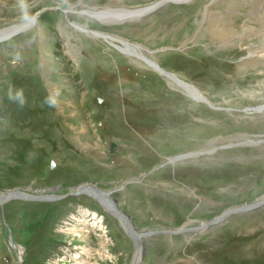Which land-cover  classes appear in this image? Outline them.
Returning <instances> with one entry per match:
<instances>
[{
  "label": "rangeland",
  "instance_id": "obj_1",
  "mask_svg": "<svg viewBox=\"0 0 264 264\" xmlns=\"http://www.w3.org/2000/svg\"><path fill=\"white\" fill-rule=\"evenodd\" d=\"M156 1L26 0L25 19L20 0H0V29L36 20L0 41V194L58 195L95 182L138 228L163 231L147 238L141 264H264V207L201 223L264 196V4L169 1L114 24L83 12ZM70 20L143 45L205 101ZM10 87L23 89V106ZM77 198L0 203V264H17L4 221L22 264H132L134 243L119 220L94 198Z\"/></svg>",
  "mask_w": 264,
  "mask_h": 264
},
{
  "label": "bare ground",
  "instance_id": "obj_2",
  "mask_svg": "<svg viewBox=\"0 0 264 264\" xmlns=\"http://www.w3.org/2000/svg\"><path fill=\"white\" fill-rule=\"evenodd\" d=\"M167 1L169 2V1H181V0H157L156 2H153L151 4H147V5L139 6V7H135V8H131V7H118V8H114V9L113 8L107 9L108 8L107 7L105 9H101V8H99V9H97V8L96 9H83V12H85L86 14H88L89 17H92V18H95V19L99 20L102 24L124 23V22L129 21V20L130 21H134V20L142 19L144 16H146L149 13L153 12L154 10L158 9L160 6H162ZM71 4H72V6H77L76 3H71ZM261 4H264V0H260L259 6ZM73 8H74L73 10L77 9L76 7H73ZM65 11H67V12L68 11H71L72 12L71 9L65 10ZM81 12H82V10H81ZM210 16H211V14H210ZM216 19H217V17H216ZM35 21L36 20H31L30 22H26V23H23V24H16V25H12V26L5 27L3 29H0V39H3L4 37H8L10 35L11 36H14L15 34H17V31H18V33L21 32V31H24L22 28H24L25 26L27 27L26 29L32 27L34 25ZM70 21H71L72 25L75 26L76 28H79L80 30L86 31L87 33H89L92 36H95L97 38H102L103 40H105L109 44H112V45L116 46L119 50L123 51L124 53H126V54H128L130 56H133V57H137L136 59L143 60L144 62H146L149 66H151L153 68H156V69L158 68V70L163 75H166V77L169 76L170 78L178 81V83L181 84L187 90V92L189 94H191V96L197 98L198 100H202V101H203V99H205L201 95V92L193 84H189L188 82H186V81L178 78L177 75H174L173 72H172L173 73L172 74L170 71H166L164 69L161 70L160 69L161 67L158 66L157 61H155L153 58H151L150 56H148L146 54V52L143 50V47H144L143 45H140L138 43H131L127 38H125L123 36H120L118 34L112 33V32H108V31H104V30H99V29H94V28H91V27H89L87 25H84V24H82V23H80L78 21H73V20H70ZM246 26H248V28H250V29L251 28L253 29V27L252 26H249V24L246 25ZM232 33H233V31H232ZM235 34H236V32H235ZM235 34H229L226 37L227 38H231ZM44 35H45V32H43L42 36H44ZM238 35H240V34H238ZM241 35L245 36L246 35V32L245 31H242L241 32ZM262 51H264V49L261 50V52ZM253 54L256 55V53H253ZM260 55H262V54H260ZM175 159L176 158H174V160ZM129 180L134 181L136 179L134 177H132ZM132 181H128V182H132ZM83 184H87V183H81V184H79V186L74 187L73 190H72V192L70 194H73V193H77V192L82 191L81 186ZM34 190L37 191V189H34ZM47 190H48V188L47 189H42V190L40 189V191H37V193H38V195H46L47 194V196L59 197L58 195L49 194ZM4 200H8V199H4ZM101 201H102V203L106 207H108V208L110 207V205L105 200H101ZM101 221H102V218L99 219V220H97L96 224L98 225ZM86 223H85V226H86ZM201 223L204 224V223H206V221H203ZM183 228L186 229V227H184V226H183ZM70 230H71V228H70ZM18 249L21 252L20 256H22V253H23L22 250H23V248L19 246ZM135 250L136 251L134 252L135 255H134V260H133V263L132 264H138L139 260L141 259L142 255L144 254V250L145 249H144V246H142L139 242H137V246H136V249ZM88 252H89V250H88ZM75 257H76V255H75ZM80 263H82V262H80Z\"/></svg>",
  "mask_w": 264,
  "mask_h": 264
},
{
  "label": "water",
  "instance_id": "obj_3",
  "mask_svg": "<svg viewBox=\"0 0 264 264\" xmlns=\"http://www.w3.org/2000/svg\"><path fill=\"white\" fill-rule=\"evenodd\" d=\"M191 1L192 0H189V1H172V2L180 4V3H189ZM11 37H12L11 35L8 37H4L3 39H0V41L5 40V39H9ZM160 69L163 70L162 68H160ZM113 146H114V142L111 143V151H113ZM81 189H82V191L77 192V193H73V194H79L81 192H87L88 194L94 196L96 199H98L100 201L105 200L106 202H110L112 208H110L108 210L110 212H113V214H115L118 218H120L121 220H123L126 223V228H127L128 234L136 246H137V242H139L142 246L145 247L146 244H145L144 240H142L141 238L148 236L152 232H157V231H153V230L144 232L142 229L137 228L135 226V224L128 223L129 216L128 215L126 216V214L123 211L118 209L117 203L115 204L116 199H114L113 197L110 196L111 191H108V192L104 191L101 187L96 186V185H90L87 189H85L84 185H82ZM33 191L37 192V191H40V189L37 191L33 189ZM69 193H71V192H69ZM62 196H64V195H62ZM62 196H60V197H62ZM12 198H21V199H27V200H51L52 198H59V197L47 196V194L46 195L33 194V193L27 192L23 189L15 188L14 190H10L7 194H3V195L1 194L0 195V203L2 204V201L4 199H12ZM262 207H264V196H261L260 198H257V200L252 201V202H245L243 204L235 205V206L225 210L220 216L212 218L210 221L206 222L205 224L207 226L209 224H213L214 222H219L220 220L225 219V217L229 216L232 213H240V212L251 213L253 211L260 210ZM183 230H184V228L180 227V228L176 229V231H174V232H182Z\"/></svg>",
  "mask_w": 264,
  "mask_h": 264
},
{
  "label": "clouds",
  "instance_id": "obj_4",
  "mask_svg": "<svg viewBox=\"0 0 264 264\" xmlns=\"http://www.w3.org/2000/svg\"><path fill=\"white\" fill-rule=\"evenodd\" d=\"M20 8L22 13L24 14L25 19H29L28 14H27V3L26 0H20ZM19 60V56L16 57V60L13 61V63L17 62ZM8 98L10 100H19L21 106L25 103L24 100V92L23 89H20L15 92V94L12 93L11 87L9 88L8 91ZM50 107L51 106H56L58 104V98L55 95H50L46 98L45 101Z\"/></svg>",
  "mask_w": 264,
  "mask_h": 264
},
{
  "label": "trees",
  "instance_id": "obj_5",
  "mask_svg": "<svg viewBox=\"0 0 264 264\" xmlns=\"http://www.w3.org/2000/svg\"><path fill=\"white\" fill-rule=\"evenodd\" d=\"M56 220V218L54 219V221Z\"/></svg>",
  "mask_w": 264,
  "mask_h": 264
}]
</instances>
